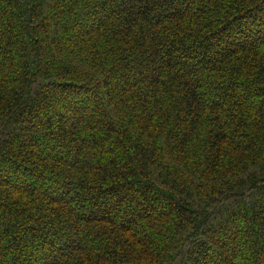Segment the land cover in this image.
I'll use <instances>...</instances> for the list:
<instances>
[{
    "label": "trees",
    "instance_id": "1",
    "mask_svg": "<svg viewBox=\"0 0 264 264\" xmlns=\"http://www.w3.org/2000/svg\"><path fill=\"white\" fill-rule=\"evenodd\" d=\"M0 264H264V0H0Z\"/></svg>",
    "mask_w": 264,
    "mask_h": 264
}]
</instances>
